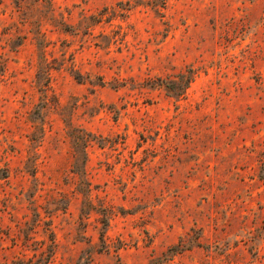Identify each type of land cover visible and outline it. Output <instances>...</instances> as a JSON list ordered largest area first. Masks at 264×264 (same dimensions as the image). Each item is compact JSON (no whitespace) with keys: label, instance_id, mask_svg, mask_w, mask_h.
Returning <instances> with one entry per match:
<instances>
[{"label":"rangeland","instance_id":"obj_1","mask_svg":"<svg viewBox=\"0 0 264 264\" xmlns=\"http://www.w3.org/2000/svg\"><path fill=\"white\" fill-rule=\"evenodd\" d=\"M0 264H264V0H0Z\"/></svg>","mask_w":264,"mask_h":264},{"label":"trees","instance_id":"obj_2","mask_svg":"<svg viewBox=\"0 0 264 264\" xmlns=\"http://www.w3.org/2000/svg\"><path fill=\"white\" fill-rule=\"evenodd\" d=\"M91 19V16L89 17ZM62 29L66 30V31H69V28L71 27H68V25L66 24V22H62ZM86 28L85 29H90V23L87 24L85 26ZM179 78L177 80L175 79H171V80H162L160 79V81H158V84L159 85H164L167 89L173 91V92H176L177 94H181L183 95L185 92H186V89L188 88L190 82L193 81V77L192 76H187L185 74H182L179 73ZM171 81V82H169ZM47 85V84H45ZM32 166H35L37 167V165H32ZM88 191H90V189H88Z\"/></svg>","mask_w":264,"mask_h":264}]
</instances>
